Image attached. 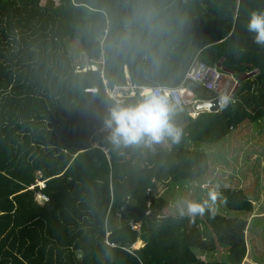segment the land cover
Masks as SVG:
<instances>
[{
    "label": "trees",
    "instance_id": "16d2710c",
    "mask_svg": "<svg viewBox=\"0 0 264 264\" xmlns=\"http://www.w3.org/2000/svg\"><path fill=\"white\" fill-rule=\"evenodd\" d=\"M149 5L162 30H148ZM253 12L264 13V0H0V264H247L251 223L243 216L254 205L246 190L222 188L221 212L204 201L195 218L173 210L167 196L150 208L148 190L154 179L202 180L210 157L192 144H223L264 119V45L248 30ZM195 62L235 73L239 88L231 96L187 83L193 101L227 102L196 119L192 105L175 107L181 138L166 140L169 151L115 150L98 134L108 90L126 76L138 87L179 86ZM127 198L135 206L118 225ZM139 241L145 247L135 249ZM222 247L228 263L205 257Z\"/></svg>",
    "mask_w": 264,
    "mask_h": 264
},
{
    "label": "rangeland",
    "instance_id": "374dc122",
    "mask_svg": "<svg viewBox=\"0 0 264 264\" xmlns=\"http://www.w3.org/2000/svg\"><path fill=\"white\" fill-rule=\"evenodd\" d=\"M67 43L70 48V52L72 54H75L79 51L77 45L78 43L72 42L70 40H68ZM80 55L82 56V60H83L82 64L87 63L89 65L88 62H85L84 57L86 55L84 53H80ZM88 68L89 67H86L85 70H87ZM225 76L229 77V75H225ZM234 78L236 82L234 86L232 85L233 88L231 87V89L229 90L230 95L235 94L238 90L236 89V87L238 85L239 77L234 75ZM127 79H128V83L120 87H126L128 85L137 86L131 83L130 78ZM226 82L227 80L225 78V83ZM187 83L189 82H186L184 78V80L179 86H173V87L170 86V88H179L184 84L183 86L185 88V98H184L185 103L181 105H175V107L193 105L194 103H195L194 105H196L197 103L200 102V101L192 100L193 94L186 87ZM157 87H167V86H155L153 88H157ZM141 88L142 87H138V89L136 90V94H138ZM107 95L110 98L109 93H107ZM130 97H134V95L128 94L125 97L124 101L126 100V98H130ZM100 131L98 132V134L101 135L106 134V133H100ZM93 147L100 148L96 144L93 145ZM160 148L164 151H169L168 142L167 144H165V142H163L162 144L160 143ZM100 149L104 151L106 154L108 153V151L105 148L102 147ZM191 149L209 155L210 172L206 177H203L202 180L196 179V180L188 181L187 184L182 185L181 186L182 189H178L179 193L176 196L172 194L173 189L169 190L168 194H166L165 196H167L170 206L172 207L173 210L181 211L183 209V211L187 213V202H195L202 205V202L206 201L214 210L221 212L220 205L221 206L224 205H222L218 195L220 193V190L224 187L243 188L248 192V195L253 201V205H254L253 214L243 216L248 219L249 223H251L246 232L247 241L251 248L250 258L246 259L247 264H251L250 261L255 262L256 264H264V119L258 124L247 125L244 128L240 129L223 144L217 146L214 145L201 146V145L192 144ZM221 155L224 156V158H226V161L220 160V158L222 157ZM153 183L154 186L150 187L148 190L149 195L152 197L148 203V206L150 208L153 203L155 188L157 185L160 184L155 179L153 180ZM161 188L162 186H160L159 189L155 192V196L156 195L158 196ZM165 189L166 188H163V192L165 191ZM211 192L216 193L215 201L210 199L209 193ZM164 193H162V195ZM36 200L40 202L41 205H44V203L49 202V200L44 202L38 200L37 198ZM134 206H135V201L133 199L128 200L127 198L124 208L125 209L124 215L126 214L127 216L123 218L124 215L122 214L121 217H119L118 219V225H124L126 221L130 219L132 215L131 210ZM150 211H152L151 214H149ZM150 211L148 212V215H152L154 212L153 210ZM225 214L231 217L235 216V213L228 211V209L226 210ZM196 216H198V214L192 216V218H195ZM160 217L161 219L165 218L164 215L158 216V218ZM132 225L135 231L138 232L141 231V225L139 223L138 224L132 223ZM200 226L203 227L202 225ZM142 247H143V242L142 245H140L139 247L135 246L134 248L140 249ZM227 253H228L227 248L222 247L219 249V251L216 254H212V255L206 254L205 257L210 260L219 258L218 260L221 259L223 262L228 263Z\"/></svg>",
    "mask_w": 264,
    "mask_h": 264
},
{
    "label": "clouds",
    "instance_id": "9594fccd",
    "mask_svg": "<svg viewBox=\"0 0 264 264\" xmlns=\"http://www.w3.org/2000/svg\"><path fill=\"white\" fill-rule=\"evenodd\" d=\"M143 16L150 32L162 30V21L159 11L154 6H147L143 10ZM248 30L255 32V42L264 45V13L253 12L248 24ZM132 39L129 31L121 38V45H128ZM155 63V57H152ZM137 96V94H136ZM170 92L163 88L142 87L138 93V99L134 103H126L117 99L115 95L110 97L103 127L107 131V141L115 150L130 147L153 148L154 145L171 140L179 143L181 130L173 122L175 106L170 99ZM210 199L215 201L216 193H209ZM205 206L187 202V214L202 215ZM183 209L181 215H184Z\"/></svg>",
    "mask_w": 264,
    "mask_h": 264
},
{
    "label": "built area",
    "instance_id": "2783aa9c",
    "mask_svg": "<svg viewBox=\"0 0 264 264\" xmlns=\"http://www.w3.org/2000/svg\"><path fill=\"white\" fill-rule=\"evenodd\" d=\"M186 82H193L203 86L209 92H221L225 88V75L219 70L218 67L208 66L204 63L195 62L187 71L185 76ZM235 78H231L228 87H231L235 84ZM184 85V84H183ZM179 88H170V87H157L163 88L170 92V99L172 100L174 106L181 105L185 103V88L184 86ZM137 86L128 85L126 87L115 86L113 89H109V96H116L117 99L124 100L128 94L136 96ZM100 133H106L107 131L103 128ZM41 187H45L44 183H39ZM151 190V189H150ZM37 199L40 201H48L49 197L46 195H38ZM151 205V202H150ZM152 211L149 212L151 214Z\"/></svg>",
    "mask_w": 264,
    "mask_h": 264
},
{
    "label": "crops",
    "instance_id": "0c3cea01",
    "mask_svg": "<svg viewBox=\"0 0 264 264\" xmlns=\"http://www.w3.org/2000/svg\"><path fill=\"white\" fill-rule=\"evenodd\" d=\"M226 75V74H225ZM232 74H230L229 76H231ZM127 78H130V75H128V76H126ZM225 78H226V80H227V82L225 83L224 82V84H225V88L223 89V91L222 92H227L228 94H230L229 93V90L231 89V87L233 88V86H231V87H228V83H229V81H230V77H227V76H225ZM158 86H163V85H158ZM167 87H170V86H167ZM173 87V86H172ZM190 93V92H189ZM134 97H135V95H134ZM193 99V98H192ZM195 104V103H194ZM194 104L192 105V108L194 107ZM191 111H193V110H191ZM199 115V114H198ZM197 114H195V113H192L191 112V116L193 117V119H196V117L198 116ZM162 144V143H161ZM165 144H167V142L165 141ZM169 149H170V146H169ZM221 161H226V158L225 159H220ZM188 182H186V183H178V184H176L175 186H170V185H168V184H163V183H160L159 185H157L156 186V188H155V192L159 189V187L160 186H162V188L160 189V191H159V194H158V196L156 195L155 196V192H154V199H156V198H161V197H163V196H165L166 194H168V192H169V190H171V189H173V191H172V194L173 195H177L178 193H179V190L178 189H182L181 188V186L182 185H184V184H187ZM176 187H178V188H176ZM163 188H166L165 189V193L163 192ZM177 189V190H176ZM162 193H164L163 195H162ZM183 194H185V193H183ZM180 195V194H179ZM142 242L143 241H139V243L136 245V246H140V244L142 245ZM145 246V243L143 242V247ZM142 247V248H143ZM141 249V248H140ZM250 253H251V248H249L248 249V254H247V258L249 259L250 258ZM228 254V253H227ZM247 261V260H246ZM250 263L251 264H256L255 262H251L250 261Z\"/></svg>",
    "mask_w": 264,
    "mask_h": 264
},
{
    "label": "water",
    "instance_id": "95a60500",
    "mask_svg": "<svg viewBox=\"0 0 264 264\" xmlns=\"http://www.w3.org/2000/svg\"><path fill=\"white\" fill-rule=\"evenodd\" d=\"M226 72L232 75H236L235 73L230 72V71H226ZM238 88H239V84L237 85L236 89ZM224 93L225 92H223V94ZM233 95L234 94H231V96ZM226 102H227V99L224 96H220L210 101H200L199 103L194 105V107L192 108L193 111L191 112L195 114H200V113H205V112L218 113L224 107Z\"/></svg>",
    "mask_w": 264,
    "mask_h": 264
},
{
    "label": "bare ground",
    "instance_id": "6f19581e",
    "mask_svg": "<svg viewBox=\"0 0 264 264\" xmlns=\"http://www.w3.org/2000/svg\"><path fill=\"white\" fill-rule=\"evenodd\" d=\"M97 68V67H96ZM96 68H93V69H95V70H97ZM141 245V244H140Z\"/></svg>",
    "mask_w": 264,
    "mask_h": 264
}]
</instances>
